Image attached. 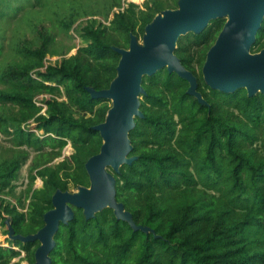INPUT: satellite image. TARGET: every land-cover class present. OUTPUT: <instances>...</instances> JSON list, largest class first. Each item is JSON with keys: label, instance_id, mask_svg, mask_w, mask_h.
Listing matches in <instances>:
<instances>
[{"label": "trees", "instance_id": "obj_1", "mask_svg": "<svg viewBox=\"0 0 264 264\" xmlns=\"http://www.w3.org/2000/svg\"><path fill=\"white\" fill-rule=\"evenodd\" d=\"M96 1L0 0L1 129L36 151L28 210L3 208L15 234L43 226L56 189L89 185L85 162L102 144L92 126L105 119L110 105L109 99L92 98L86 87L107 88L119 60L112 46L127 47L130 33L142 36L165 9L159 2L141 8L104 0L106 10L119 8L112 20L88 21L79 28L85 44L67 55L75 48L73 25L96 14ZM224 21L216 18L200 33L180 36L175 48L207 103L187 93L188 81L166 67L145 75L143 116L134 118L129 131V156L136 158L118 172L109 168L117 200L135 224L150 230L133 229L109 207L88 219L73 207V218L54 234L51 264H264V93L213 89L202 75L206 52ZM262 48L264 19L251 52ZM47 55L61 60L45 65ZM40 94L51 96L39 104ZM30 120L41 135L21 126ZM68 143L73 152L52 164ZM25 156L23 151L0 159L1 193L10 189ZM36 177L40 188H33ZM5 219L0 210V224ZM8 241L18 249L0 244V264H21L11 261L22 251L34 261L39 241Z\"/></svg>", "mask_w": 264, "mask_h": 264}, {"label": "water", "instance_id": "obj_2", "mask_svg": "<svg viewBox=\"0 0 264 264\" xmlns=\"http://www.w3.org/2000/svg\"><path fill=\"white\" fill-rule=\"evenodd\" d=\"M216 18H225V22L206 52L202 65L205 83L224 92L245 88L249 95L264 93V48L251 52L264 19V0H177V7L156 13L145 25L141 41L130 33L127 47L112 46L119 60L116 76L109 86L103 89L86 87L92 98L112 102L105 119L92 126L99 132L102 144L85 162L89 185L78 186L76 191L56 189L51 196L52 208L43 214L44 224L34 233L15 234L11 218L5 219L10 239L39 241L34 261L28 264H51L54 234L60 223L73 218V207L81 208L87 219L109 207L133 229L150 230L135 224L131 213L117 200L116 179L109 168L118 172L121 165L136 158L129 156L132 149L129 131L135 127L134 118L143 116L140 97L145 92L142 86L145 75L166 67L188 81L187 93L200 103H207L197 89L195 75L181 63L175 48L180 36L200 33Z\"/></svg>", "mask_w": 264, "mask_h": 264}, {"label": "rangeland", "instance_id": "obj_3", "mask_svg": "<svg viewBox=\"0 0 264 264\" xmlns=\"http://www.w3.org/2000/svg\"><path fill=\"white\" fill-rule=\"evenodd\" d=\"M123 6H126L129 2H134L137 5H139L141 8H145L146 4H155L156 2H159V4L162 8H175L176 7V0H123ZM96 14L90 15L84 18H81L78 22H76L70 33L73 36L72 42L75 45V48H73L67 55L74 54L76 52V49L82 45L85 44V41L80 37V29L83 27L88 21L90 20H96L97 22L109 24V22L113 18L114 11H117L119 8L115 7L112 11H108L105 9V3L104 0H97L96 1ZM141 37H138V40L141 41ZM177 46V44H176ZM196 49V48H195ZM194 51V50H193ZM198 52L194 51L193 54L195 57H197ZM57 60H61V56H50L47 55L45 59V65L51 63L54 64ZM204 63V62H203ZM196 67L198 68L199 65L196 64ZM2 85L0 84V87ZM51 95L49 94H40L36 96V101L39 104H42L45 99H48ZM108 104L111 106L112 102L109 100ZM1 108V106H0ZM44 108V107H43ZM3 110L0 111L2 113ZM25 129H28L30 131H34L35 134L41 135L42 130L36 128V124L34 121L30 120L27 123H24L21 125ZM8 131H11V128H8ZM23 151L26 152V156L23 158L20 164V168L17 171L16 178L12 181L10 184V189L8 192H0V210L4 213L6 216V219L9 221L11 216L9 214H6L5 210L3 209L5 206L11 207L15 205V209L21 212H26L28 210V204L30 198H27V189L30 182L29 174H30V167L32 164L33 159L36 156V151L32 149L31 147H27L25 145H18L13 137V134L11 133H5L1 129L0 124V159L3 158H11L15 155L21 154ZM73 152V147L70 143H68L63 149H62V155L60 157L55 158L51 163L56 164L60 162L65 156H69ZM42 186V179L40 177H36V179L33 181V188H40ZM68 190L70 191H76L77 189L69 184ZM30 193H28V196ZM23 202V204H21ZM4 230H8V225L5 223L4 225L0 224V244L4 247H13L15 249H18V247L11 246V243L8 241L10 239L7 235L8 233H5ZM12 240V239H10ZM26 252L22 251L21 255L19 257H16L12 259L11 262L20 260L21 264H28V260L25 258Z\"/></svg>", "mask_w": 264, "mask_h": 264}, {"label": "bare ground", "instance_id": "obj_4", "mask_svg": "<svg viewBox=\"0 0 264 264\" xmlns=\"http://www.w3.org/2000/svg\"><path fill=\"white\" fill-rule=\"evenodd\" d=\"M82 29V28H81ZM211 42V41H210ZM77 60V59H76ZM73 63V62H72ZM61 65V64H60ZM200 70V69H199ZM211 89V88H210ZM206 99V98H205ZM207 106V105H206ZM131 139V138H130ZM126 165V164H125Z\"/></svg>", "mask_w": 264, "mask_h": 264}, {"label": "flooded vegetation", "instance_id": "obj_5", "mask_svg": "<svg viewBox=\"0 0 264 264\" xmlns=\"http://www.w3.org/2000/svg\"><path fill=\"white\" fill-rule=\"evenodd\" d=\"M177 7V6H176ZM225 22V21H224ZM224 24V23H223ZM223 26V25H222ZM52 208V207H51ZM49 210V209H48Z\"/></svg>", "mask_w": 264, "mask_h": 264}]
</instances>
